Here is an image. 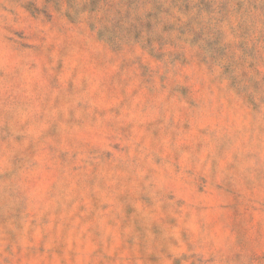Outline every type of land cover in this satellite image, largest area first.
Returning a JSON list of instances; mask_svg holds the SVG:
<instances>
[{
	"label": "rangeland",
	"instance_id": "rangeland-1",
	"mask_svg": "<svg viewBox=\"0 0 264 264\" xmlns=\"http://www.w3.org/2000/svg\"><path fill=\"white\" fill-rule=\"evenodd\" d=\"M0 264H264V0H0Z\"/></svg>",
	"mask_w": 264,
	"mask_h": 264
}]
</instances>
